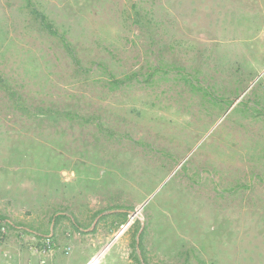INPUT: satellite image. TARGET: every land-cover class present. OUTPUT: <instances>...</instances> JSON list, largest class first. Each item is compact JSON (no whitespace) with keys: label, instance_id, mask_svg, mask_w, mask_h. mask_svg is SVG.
<instances>
[{"label":"rangeland","instance_id":"obj_1","mask_svg":"<svg viewBox=\"0 0 264 264\" xmlns=\"http://www.w3.org/2000/svg\"><path fill=\"white\" fill-rule=\"evenodd\" d=\"M3 225L88 264H264V0H0Z\"/></svg>","mask_w":264,"mask_h":264},{"label":"crops","instance_id":"obj_2","mask_svg":"<svg viewBox=\"0 0 264 264\" xmlns=\"http://www.w3.org/2000/svg\"><path fill=\"white\" fill-rule=\"evenodd\" d=\"M75 242V235H62L57 239V249L45 255L30 248L32 239L8 240L0 247V264H88L93 257L76 255ZM67 246L70 251H66Z\"/></svg>","mask_w":264,"mask_h":264},{"label":"built area","instance_id":"obj_3","mask_svg":"<svg viewBox=\"0 0 264 264\" xmlns=\"http://www.w3.org/2000/svg\"><path fill=\"white\" fill-rule=\"evenodd\" d=\"M6 235H7V228H6V226L3 225L0 227V245L3 242V240L5 239ZM52 248H53V240H52V238L47 237L44 241L42 248L37 247V248H34L33 250H34V252L48 255L52 251Z\"/></svg>","mask_w":264,"mask_h":264}]
</instances>
